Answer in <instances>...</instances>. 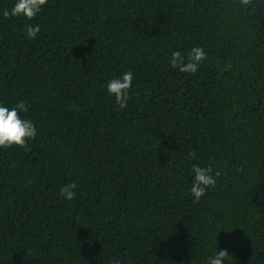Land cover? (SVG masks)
<instances>
[{
	"label": "trees",
	"instance_id": "trees-1",
	"mask_svg": "<svg viewBox=\"0 0 264 264\" xmlns=\"http://www.w3.org/2000/svg\"><path fill=\"white\" fill-rule=\"evenodd\" d=\"M14 3L0 103L37 135L0 149V264H205L216 241L264 264V0H47L31 21L2 16ZM195 46V74L171 68ZM125 71L120 109L106 83ZM193 164L220 172L199 201Z\"/></svg>",
	"mask_w": 264,
	"mask_h": 264
},
{
	"label": "clouds",
	"instance_id": "clouds-1",
	"mask_svg": "<svg viewBox=\"0 0 264 264\" xmlns=\"http://www.w3.org/2000/svg\"><path fill=\"white\" fill-rule=\"evenodd\" d=\"M46 4L47 0H15V3L10 8L2 10V16L4 18L16 17L31 21L41 13ZM40 31L39 25L25 24V34L29 40L36 39ZM206 57L207 53L203 47L195 46L186 54L179 50L172 51L169 64L171 68L181 73L195 74ZM132 78L133 73L125 71L118 76H114L106 83L108 94L114 97L120 109L127 107V99L133 83ZM27 111L28 105L23 101H18L14 106H6L0 103V149L13 146L22 148L30 139L37 135L35 123L30 119L23 118L21 115V113ZM188 155L193 159L196 158L194 152H189ZM190 171L192 173L190 193L194 201H199L206 196L209 189L216 186L220 172L212 174L208 167H202L199 164H193ZM76 188L77 185L75 183L65 184L60 189V195L66 201H71L77 195ZM232 260L233 258L228 254L227 249L217 251L216 241L215 252L206 259L205 264H232ZM112 264H120V261L113 259Z\"/></svg>",
	"mask_w": 264,
	"mask_h": 264
}]
</instances>
